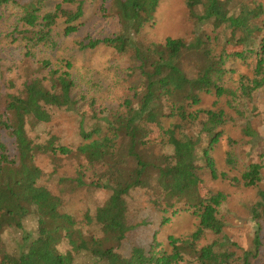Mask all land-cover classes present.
I'll return each mask as SVG.
<instances>
[{"label":"trees","instance_id":"obj_1","mask_svg":"<svg viewBox=\"0 0 264 264\" xmlns=\"http://www.w3.org/2000/svg\"><path fill=\"white\" fill-rule=\"evenodd\" d=\"M0 264H264V0H0Z\"/></svg>","mask_w":264,"mask_h":264},{"label":"rangeland","instance_id":"obj_2","mask_svg":"<svg viewBox=\"0 0 264 264\" xmlns=\"http://www.w3.org/2000/svg\"><path fill=\"white\" fill-rule=\"evenodd\" d=\"M173 1L179 2V0H173ZM180 12L181 10L177 11L178 14ZM173 27L176 32H180L179 34L183 33L182 32L183 26H177L173 24ZM202 27H203L202 25H199L198 28H202ZM137 28H138V25H136V22H134L132 25V30L136 31ZM147 32H150L153 34L157 33L156 30H152L150 27L148 28ZM103 52L104 53H100L98 51V53L96 54L92 53L93 55L90 53V54L85 55L83 59L82 57L81 59H77L79 65L84 63L87 66L92 68L90 75L96 79L100 77L106 79L109 75L108 71L110 70L106 69V67L103 64L104 62L111 63L115 66V62L121 60V59H113L111 55L110 56L106 55L107 51H104V49H103ZM237 67L241 69L242 63H238ZM206 99H207L206 103H208L212 100V97L207 95ZM165 112H166V108H163L160 115L168 121L165 115ZM49 128L53 133L60 136L62 141L65 144L76 145L79 143V134L77 133L76 120L74 118V115L71 112L57 113L54 119L51 121ZM217 153L219 154L221 153L220 149L218 150ZM224 184H225L224 186H229L226 182ZM231 190L235 191V189L232 187L229 188V191ZM73 198L79 199L80 202L82 203V205L79 206V210H78V219H79V217L83 216L80 213H84V209L82 207L85 204H89L90 197H89V194L87 193L85 196L75 194ZM142 199H143V194L139 190H133L131 193V196L128 198V210L131 214H135L133 216L134 219L135 218L140 219L146 215V212H147L146 208H143L144 206H141ZM229 202L233 204L232 200L230 199H229ZM93 208H96V206L94 205ZM81 219L79 220L80 223H81ZM185 221L194 222V218L192 216L191 211L190 212L182 211L180 215L178 216L176 222L173 219L169 224H166L165 226H161V219L160 221L155 220L154 224L146 226V228L138 229L137 231L132 233L124 241L120 251L122 252L123 255L127 256L128 249H130L134 244H143V243L149 244L150 240L152 239L155 233H160L161 235L168 234V233H174L173 231L174 228L178 232L181 229V226L184 224ZM240 231H245V228H242ZM56 246H57L56 249L60 253H65L66 251L72 248L71 242L66 233H62L60 235V237L57 240Z\"/></svg>","mask_w":264,"mask_h":264}]
</instances>
